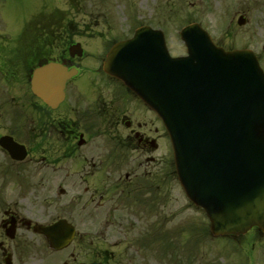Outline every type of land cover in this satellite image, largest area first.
<instances>
[{
	"label": "flooded vegetation",
	"instance_id": "flooded-vegetation-1",
	"mask_svg": "<svg viewBox=\"0 0 264 264\" xmlns=\"http://www.w3.org/2000/svg\"><path fill=\"white\" fill-rule=\"evenodd\" d=\"M0 4V264H42L34 254L57 252L38 225L69 221L79 206L87 218L109 205L114 217L130 203L167 201L170 150L156 153L168 137L153 111L102 70L120 33L83 18L89 0ZM48 63L77 71L53 106L32 85ZM109 257L96 251L90 262Z\"/></svg>",
	"mask_w": 264,
	"mask_h": 264
},
{
	"label": "water",
	"instance_id": "water-1",
	"mask_svg": "<svg viewBox=\"0 0 264 264\" xmlns=\"http://www.w3.org/2000/svg\"><path fill=\"white\" fill-rule=\"evenodd\" d=\"M195 29L182 32L189 54L182 63L169 60L161 42L155 44L158 55L136 50L141 45L136 34L113 48L104 69L167 123L179 180L206 213L211 233L237 236L252 227L264 231V77L252 56L220 51L213 85L220 97L209 99L202 113L194 97L200 44L193 39L209 37L200 29L192 37ZM56 68L42 70L44 96L56 97V87L69 76ZM43 232L52 247L61 248L74 229L61 220Z\"/></svg>",
	"mask_w": 264,
	"mask_h": 264
},
{
	"label": "rangeland",
	"instance_id": "rangeland-1",
	"mask_svg": "<svg viewBox=\"0 0 264 264\" xmlns=\"http://www.w3.org/2000/svg\"><path fill=\"white\" fill-rule=\"evenodd\" d=\"M234 1L231 0V3ZM243 1L248 6L240 12L244 13L248 22L242 27L235 24L229 30L224 29L230 24L227 18L224 23L229 8L224 5V0H100L102 8L94 1L93 6L86 8L91 16L90 19L85 16V20L95 23L100 19L98 13L102 10L101 22L104 21L111 29L121 30L120 38L128 36L129 28L135 26L132 21L151 20L165 28L171 55L184 52L178 30L187 21L199 22L224 46L249 45L257 51L264 40L261 34V0ZM11 6L6 4L7 9L14 11ZM167 148V144L162 146L160 142L156 155L162 157V149ZM174 181L172 178L168 185L167 201L155 202V205L146 203L142 208V205H136L135 210L129 205L130 216L124 215V211L119 212L122 224L119 228L105 224V218L113 219L111 215L107 216L106 209L99 210L93 219L86 220L79 207H74L71 222L83 238L63 253H58L56 263L67 261L74 264L68 256L70 252L77 260H82L101 249L112 254L109 264H264V234L253 231V234L239 238L212 237L204 213L187 201ZM150 207L153 216H140L141 211H148ZM54 256L43 253L33 257H40L43 264Z\"/></svg>",
	"mask_w": 264,
	"mask_h": 264
}]
</instances>
